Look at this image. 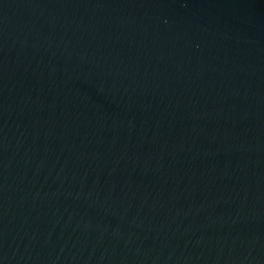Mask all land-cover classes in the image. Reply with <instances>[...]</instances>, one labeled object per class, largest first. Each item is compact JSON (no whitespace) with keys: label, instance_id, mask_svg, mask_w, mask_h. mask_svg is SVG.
Masks as SVG:
<instances>
[{"label":"water","instance_id":"1","mask_svg":"<svg viewBox=\"0 0 264 264\" xmlns=\"http://www.w3.org/2000/svg\"><path fill=\"white\" fill-rule=\"evenodd\" d=\"M0 264H264V0H0Z\"/></svg>","mask_w":264,"mask_h":264}]
</instances>
